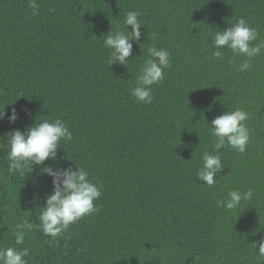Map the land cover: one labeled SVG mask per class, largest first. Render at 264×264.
Returning <instances> with one entry per match:
<instances>
[{
  "label": "trees",
  "instance_id": "1",
  "mask_svg": "<svg viewBox=\"0 0 264 264\" xmlns=\"http://www.w3.org/2000/svg\"><path fill=\"white\" fill-rule=\"evenodd\" d=\"M37 3L32 16L29 0H0V107L19 117L0 120V247L29 248L27 264H254L252 244L264 238V52L240 72L246 58L224 48L214 59L212 36L245 18L258 32L252 44L264 41V0ZM129 11L140 13V42L127 66L108 65L103 39ZM151 46L170 53V66L143 104L131 89ZM236 108L248 113L250 141L244 153L219 150L223 170L207 186L197 172L204 152L216 154L208 124ZM45 119L62 120L72 139L25 176L9 171L5 134ZM45 165L82 167L101 192L99 211L56 238L39 228L52 192ZM248 189L236 209L217 207ZM24 220L35 227L16 245Z\"/></svg>",
  "mask_w": 264,
  "mask_h": 264
},
{
  "label": "clouds",
  "instance_id": "2",
  "mask_svg": "<svg viewBox=\"0 0 264 264\" xmlns=\"http://www.w3.org/2000/svg\"><path fill=\"white\" fill-rule=\"evenodd\" d=\"M29 8L32 16L39 15L37 0H29ZM49 11H54L49 9ZM138 11H129L124 19V29L109 33L103 39V47L110 50L108 65L119 64L127 66L129 57L132 56L133 43H139L141 37V23L138 19ZM131 26V31L127 30ZM258 32L245 18H239L231 27L217 30L212 36V45L216 49L212 53L214 59H223L221 49H230L233 56L245 57L238 65V71L250 70V60L264 52V41L255 45ZM234 63V62H232ZM170 66V53L166 49L151 46L147 49V58L139 67L135 87L131 89V95L143 104L152 103V85L158 84L164 79V70ZM11 104V103H10ZM7 105V104H5ZM4 105V106H5ZM0 107V120L7 118L10 124L18 120L15 108L10 113L5 107ZM27 115V113H26ZM248 113L240 108L224 111L215 117L210 124V131L216 137L214 149L216 154L204 152L202 154V166L197 172L198 180L205 182L207 186L216 183L214 176L223 170L219 150L227 143L232 149L244 153L250 141V133L245 125ZM8 153L10 161L9 171H18L25 176V168L31 164L39 166L46 160L57 158V149L61 140H71L72 133L60 119L49 121L47 119L33 123L25 131L12 129L6 133ZM42 173L51 178L52 192L45 198L42 211L39 215V228L42 233L52 238L60 236L69 229V226L79 221L86 215H92L99 211L94 201L101 196V192L91 179L89 173L82 167L69 165L68 167L53 169L45 165ZM32 171V170H31ZM41 171V170H40ZM253 190L244 192L231 190L228 198L217 200V207L225 210H233L239 207L241 201L252 198ZM35 225L24 220L16 225L13 233L16 245H22L27 232ZM256 249L254 264H264V238L252 244ZM29 248L9 246L0 247V264H27L24 257L29 254Z\"/></svg>",
  "mask_w": 264,
  "mask_h": 264
}]
</instances>
